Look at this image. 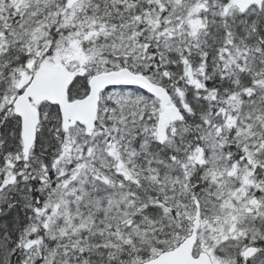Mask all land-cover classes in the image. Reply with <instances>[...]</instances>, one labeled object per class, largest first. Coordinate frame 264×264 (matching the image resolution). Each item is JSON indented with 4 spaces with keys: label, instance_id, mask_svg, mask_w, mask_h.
Instances as JSON below:
<instances>
[{
    "label": "snow or ice",
    "instance_id": "1",
    "mask_svg": "<svg viewBox=\"0 0 264 264\" xmlns=\"http://www.w3.org/2000/svg\"><path fill=\"white\" fill-rule=\"evenodd\" d=\"M0 264H264V0H0Z\"/></svg>",
    "mask_w": 264,
    "mask_h": 264
}]
</instances>
